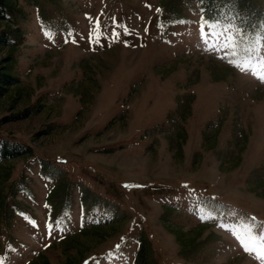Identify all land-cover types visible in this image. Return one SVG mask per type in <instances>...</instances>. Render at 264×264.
<instances>
[{"label":"rangeland","instance_id":"1","mask_svg":"<svg viewBox=\"0 0 264 264\" xmlns=\"http://www.w3.org/2000/svg\"><path fill=\"white\" fill-rule=\"evenodd\" d=\"M235 1L14 0L0 264H264L238 239L264 233V25L212 15Z\"/></svg>","mask_w":264,"mask_h":264},{"label":"trees","instance_id":"2","mask_svg":"<svg viewBox=\"0 0 264 264\" xmlns=\"http://www.w3.org/2000/svg\"><path fill=\"white\" fill-rule=\"evenodd\" d=\"M233 15L228 17L227 14L217 15L216 12H211L214 17H218L224 20H234L242 26H247L248 28H255L259 25H264V1L261 0H236L231 4ZM14 0H0V21L1 20H13L11 14L15 10ZM8 25V24H7ZM17 29V28H16ZM19 30H12L10 32L2 31L0 32V45H8L12 38L18 35ZM12 47L9 48L4 60L7 63L0 66V97L3 96L9 86L17 83L16 78L12 74L10 68ZM9 60V61H8ZM26 114V113H25ZM9 145V146H8ZM11 147V148H10ZM30 150L19 149L16 145L11 144L8 141L0 139V160H6L7 158H13L22 153H29ZM7 173V172H6ZM8 174V173H7ZM6 174V175H7ZM3 204V199L0 195V206ZM82 250L77 249V255H81ZM72 263L68 261V264ZM137 264H151V258L149 251L145 246H142L137 253Z\"/></svg>","mask_w":264,"mask_h":264},{"label":"snow or ice","instance_id":"3","mask_svg":"<svg viewBox=\"0 0 264 264\" xmlns=\"http://www.w3.org/2000/svg\"><path fill=\"white\" fill-rule=\"evenodd\" d=\"M211 24H216L217 26H219L218 22H210L208 20H204V22L201 24V32L204 33L211 26ZM96 27L97 28L100 27L99 20H97L96 22ZM225 32H230V29H225ZM208 34L211 35L210 32ZM261 36H262L261 43H264V33H262ZM234 37L235 34L227 35L224 41L226 44L232 46L233 52H235L236 47H239V45L236 44V40ZM89 39L90 40L92 39L91 34L89 36ZM65 42L67 43L68 41L66 40ZM73 43H75V40H73ZM254 51L255 49L249 48L246 50V53L249 56H251V53ZM261 52L264 53V49H262ZM258 62L260 63L261 67H264V55L258 58ZM237 66L239 67V65ZM242 70H246V69H242ZM260 79L264 80V75H262ZM221 227H223V225H221ZM238 239L240 240V243L246 252H250V253L254 252L256 253L258 259L264 260V233H257L254 236L250 235L247 238V240L240 237H238Z\"/></svg>","mask_w":264,"mask_h":264}]
</instances>
